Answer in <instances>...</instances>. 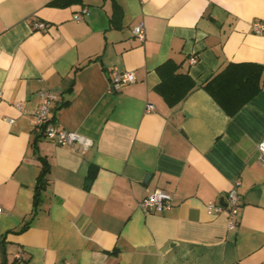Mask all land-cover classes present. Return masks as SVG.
Wrapping results in <instances>:
<instances>
[{
	"label": "crops",
	"instance_id": "0c3cea01",
	"mask_svg": "<svg viewBox=\"0 0 264 264\" xmlns=\"http://www.w3.org/2000/svg\"><path fill=\"white\" fill-rule=\"evenodd\" d=\"M51 1L0 0V264H264V79L231 116L202 87L229 62L264 63V0ZM168 58L196 84L174 106L155 89ZM114 68L135 80L110 89ZM42 91L91 146L43 134ZM235 182L238 213H208ZM156 189L171 206L144 212Z\"/></svg>",
	"mask_w": 264,
	"mask_h": 264
},
{
	"label": "trees",
	"instance_id": "16d2710c",
	"mask_svg": "<svg viewBox=\"0 0 264 264\" xmlns=\"http://www.w3.org/2000/svg\"><path fill=\"white\" fill-rule=\"evenodd\" d=\"M71 1L74 0H53L50 4L64 6ZM179 68L180 64L171 58L157 67L160 82L155 89L169 106L178 104L196 87L192 77L187 72H181ZM262 79H264V63L229 62L205 80L202 87L231 116L260 92ZM48 170L47 162L42 159L33 197L34 206L40 201L41 190L46 186ZM25 228L26 225L18 231Z\"/></svg>",
	"mask_w": 264,
	"mask_h": 264
},
{
	"label": "built area",
	"instance_id": "2783aa9c",
	"mask_svg": "<svg viewBox=\"0 0 264 264\" xmlns=\"http://www.w3.org/2000/svg\"><path fill=\"white\" fill-rule=\"evenodd\" d=\"M87 12V7H82L81 12L76 14L75 19L79 20L81 16ZM34 28L46 30L47 24L42 21H35ZM252 29L255 32H264V22L256 21L252 24ZM132 32L134 36L143 41L145 38V29L142 22L133 25ZM190 63L195 62V57L192 56L189 60ZM135 80L134 73L129 70H118L114 68L110 76V89L115 90L120 86L133 82ZM41 102L35 110V123L42 126L43 134L57 144L69 145L75 148V144L81 145L82 149H87L92 145V140L74 131L58 128L52 121L50 116V105L56 99V95L50 91L40 92ZM152 105L148 104L147 109H151ZM259 151V159L264 162V141H260L257 145ZM238 182L228 190L225 200V205L209 201L206 204L208 213H219L226 211L228 216H235L238 213L240 206V195L238 193ZM171 206V195L165 190L156 189L148 194L139 202V207L144 212H162ZM229 227H233L235 222L232 219L228 220Z\"/></svg>",
	"mask_w": 264,
	"mask_h": 264
},
{
	"label": "water",
	"instance_id": "95a60500",
	"mask_svg": "<svg viewBox=\"0 0 264 264\" xmlns=\"http://www.w3.org/2000/svg\"><path fill=\"white\" fill-rule=\"evenodd\" d=\"M148 176H149V175H146V176H145V180L147 179ZM220 203H222L223 205H225V203L223 202L222 199L220 200Z\"/></svg>",
	"mask_w": 264,
	"mask_h": 264
}]
</instances>
